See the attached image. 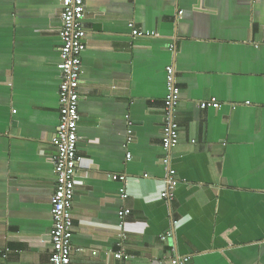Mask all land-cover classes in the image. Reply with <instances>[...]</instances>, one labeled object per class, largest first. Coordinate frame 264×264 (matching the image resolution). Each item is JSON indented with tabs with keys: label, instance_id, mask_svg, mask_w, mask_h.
<instances>
[{
	"label": "crops",
	"instance_id": "1",
	"mask_svg": "<svg viewBox=\"0 0 264 264\" xmlns=\"http://www.w3.org/2000/svg\"><path fill=\"white\" fill-rule=\"evenodd\" d=\"M85 4L71 264H119L121 241L122 264H264V0ZM60 12L61 0H0V264H50ZM169 65L181 98L168 153ZM212 98L219 108L199 107Z\"/></svg>",
	"mask_w": 264,
	"mask_h": 264
},
{
	"label": "built area",
	"instance_id": "2",
	"mask_svg": "<svg viewBox=\"0 0 264 264\" xmlns=\"http://www.w3.org/2000/svg\"><path fill=\"white\" fill-rule=\"evenodd\" d=\"M85 0H61L62 26L59 29L61 46L59 51V102L60 122L55 134L51 138V144L56 148V155L51 158L55 165V192L51 197V212L53 216V227L51 230L52 252L50 264H71L73 252V200L75 195V176L78 172L82 156L78 150V120L79 102L81 98L80 85L83 74L82 54L86 49L87 29L85 26ZM133 36H154L155 32L136 28L134 23L129 24ZM174 44L170 49H174ZM176 69L174 65L166 68L168 93L165 98L166 122L162 130V146L169 153L178 144L180 132L179 125L175 119L174 110L181 98V89L176 82ZM249 103V102H248ZM200 108L220 107L221 104L212 98L202 100L198 103ZM264 105V104H263ZM131 124V122H129ZM128 133H132L129 129ZM128 140H131V135ZM130 157V154H128ZM170 158L166 156L164 162L169 165ZM168 189L162 192V198L172 200V192L175 183V170L169 166ZM115 179L125 182V175H116ZM121 197L124 199L126 189L121 188ZM130 213L129 208L120 211V225L122 228V239L126 237L124 231L125 216ZM172 236L168 231L161 236L165 240ZM114 252L116 259L122 264L124 260L131 258L130 254L122 247ZM3 258H8V252L3 253ZM187 256L172 258L173 264H188Z\"/></svg>",
	"mask_w": 264,
	"mask_h": 264
}]
</instances>
